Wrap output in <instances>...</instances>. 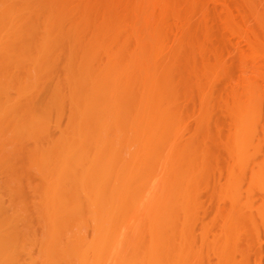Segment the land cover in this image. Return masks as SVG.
Instances as JSON below:
<instances>
[{
    "label": "rangeland",
    "instance_id": "obj_1",
    "mask_svg": "<svg viewBox=\"0 0 264 264\" xmlns=\"http://www.w3.org/2000/svg\"><path fill=\"white\" fill-rule=\"evenodd\" d=\"M149 1L0 0V264H117L113 236L131 237L134 222L117 214L99 258L109 232L97 239L100 205L121 189L151 130L163 139L153 164L132 169L139 180L146 172L134 189L154 179L147 190L156 195L171 178L192 202L187 238L181 224L171 228L167 253L220 264L226 250L234 264H264V0ZM114 148L119 172L107 175ZM172 152L181 169L166 171ZM149 193L137 197L146 203L134 207L137 222ZM159 232L131 237L138 258Z\"/></svg>",
    "mask_w": 264,
    "mask_h": 264
},
{
    "label": "bare ground",
    "instance_id": "obj_2",
    "mask_svg": "<svg viewBox=\"0 0 264 264\" xmlns=\"http://www.w3.org/2000/svg\"><path fill=\"white\" fill-rule=\"evenodd\" d=\"M140 1V0H139ZM144 1V0H143ZM154 1V0H153ZM161 1L162 0H159L158 2H160L159 4H158V2H157V0H156V2H154L155 4H158L159 6L160 5H162L161 4ZM165 0H163V3H164V6H165ZM263 2V1H262ZM147 3H150V1L148 0V2ZM147 3H145V4H147ZM169 3V4H168ZM264 3V2H263ZM144 4V5H145ZM167 5V7L168 6H171L172 4L168 1L167 3H166ZM171 4V5H170ZM151 5H153V4H151ZM150 5V7H152ZM149 6V5H148ZM156 5H154L153 7H155ZM159 6H157V7H159ZM172 7V6H171ZM143 8H144V6H143ZM160 8H162V6L160 7ZM164 8V7H163ZM162 8V9H163ZM263 8H264V6H263ZM164 10V9H163ZM172 10V9H171ZM166 19V18H165ZM129 69V68H128ZM129 73V72H128ZM127 75V74H126ZM127 77H129V76H127ZM126 77V79H128ZM131 78V77H130ZM129 78V79H130ZM158 77L156 76L155 78H153V79H151V80H156ZM129 79L127 80V82H129ZM131 81H132V78H131ZM155 83H156V81H154ZM155 83H153L154 85H155ZM125 84H126V82H125ZM128 84V83H127ZM105 88H106V91H107V89H109V86H108V82L105 80ZM152 85V84H151ZM153 86V85H152ZM152 86H150L151 88H152ZM156 86H157V84H156ZM156 86H153V87H156ZM119 88V87H118ZM117 88V93L119 92V90L120 89H118ZM150 88V89H151ZM158 88V87H157ZM153 90H154V88L152 89V94H153ZM99 91V90H98ZM97 91V92H98ZM104 91V90H103ZM105 91V92H106ZM107 93V92H106ZM100 94V96L101 95H103V94H101V92L99 93ZM98 94V95H99ZM114 94H115V91H111L110 90V95L114 98ZM151 94V93H150ZM105 95V94H104ZM108 96V95H107ZM98 97V96H97ZM107 98H109V97H107ZM105 99V98H104ZM107 101V100H106ZM145 105V104H144ZM151 107V106H150ZM149 108V107H148ZM163 108V107H162ZM142 109H143V107H142ZM150 109V108H149ZM152 109V108H151ZM154 109V108H153ZM164 109V108H163ZM147 110V109H146ZM155 110V109H154ZM145 112V111H144ZM148 112L150 113V111L149 110H147V115L146 116H144L145 117V119H146V121H148L147 120V116H149L148 115ZM152 112V111H151ZM141 113H143V112H141ZM154 114V113H153ZM138 114H136L135 116H133V118H132V120L133 121H135L134 120V117H136ZM142 116V115H141ZM141 116H139L140 118H141ZM155 116V118L157 117L158 118V115L156 116V115H154ZM138 117V116H137ZM138 117V118H139ZM139 118V119H140ZM149 118V117H148ZM150 118H151V116H150ZM149 118V119H150ZM157 118H156V121H157ZM160 118H161V116H160ZM163 118V117H162ZM136 119V118H135ZM166 119V118H165ZM164 119V120H165ZM170 119V118H169ZM141 121H142V119H140ZM144 120V119H143ZM155 120V119H154ZM153 119H152V121H154ZM159 120H163V119H159ZM146 121L143 123V122H141V124L143 123L144 125H145V123H146ZM156 121H154V123L156 122ZM166 121H168V122H170L169 120H166ZM165 121V122H166ZM140 122V121H139ZM159 122V121H158ZM157 122V123H158ZM164 121H162V122H160V124L161 123H163ZM167 122V123H168ZM248 122V121H247ZM247 122H246V120L244 121V123H246L247 124ZM132 123V122H131ZM156 123V124H157ZM137 124V123H136ZM140 124V123H139ZM142 124V126H144ZM155 124V125H156ZM166 124V123H165ZM246 124H243V128L241 129V131H240V135H247L248 133V131H250V130H248V129H250V128H248L247 129V125H249L250 123H248L247 125ZM132 125V124H131ZM148 125L150 126V125H152V126H154L153 125V122H150V121H148ZM167 125V124H166ZM108 126V125H107ZM140 126V125H139ZM244 126H247V127H245L244 128ZM145 127V126H144ZM155 127L156 128H159L158 126H154V129H155ZM161 127H162V125H161ZM161 127L159 128V129H157V131L158 130H162L161 129ZM134 127H132V129H133ZM136 128V127H135ZM141 128V127H140ZM148 128V127H147ZM147 128H144L145 130L147 129ZM150 128L151 129H153V127H151L150 126ZM162 128H164V126L162 127ZM106 130V128L104 127L103 128V130ZM108 130L110 129V128H107ZM137 129H138V127H137ZM153 129V130H154ZM105 130L103 131V132H105ZM108 130H106L107 132H108ZM134 130V129H133ZM148 130H150V129H148ZM137 131V130H136ZM141 131H142V129H141ZM140 133V131L138 130L137 131V133ZM155 132H156V129H155ZM106 133V132H105ZM109 133H110V131H109ZM134 133H135V131H134ZM137 133H135V134H137ZM158 133H159V131H158ZM160 133H161V131H160ZM159 133V134H160ZM250 133V132H249ZM103 134V133H102ZM142 135L144 134V131H142V133H141ZM141 134H139V135H141ZM116 135H118V134H115V136ZM103 136H105V134L103 135ZM102 136V137H103ZM109 136V135H108ZM108 136L106 137V138H108ZM115 136H114V134H113V139H117L118 137H119V135L117 136V138H115ZM137 136V135H136ZM135 136V137H136ZM158 136V134L157 133H154V131H152L151 130V132L149 131H147L146 132V134L144 135V136H142L141 138L140 137H138V138H140V141L141 140H143L142 142H140L139 141V145H137L138 147H139V151H138V153H136V154H134V155H136L135 157H137L136 158V160L134 159H132V161H130L131 162V165L130 166H128V167H126V169H128L126 172H128L129 173V176H128V178L126 179V181H125V183L124 182H122L123 184L121 185V189H118V190H116V191H112V190H110L111 191V193L110 192H107V191H105V195H104V200L102 201V203H101V205H100V207H101V211L99 212V221H100V225H99V227H98V229H97V233H98V237H97V239H99L100 237H101V235H103L107 230H109V232H108V234L106 235V237H105V239H104V241L103 242H101V241H97V247H98V251H100L99 252V258H101V256H102V251H103V247L105 246V248L107 249V250H109L110 248L109 247H107V246H109V245H107V244H109L110 243V236L112 235L113 236V234H114V231L115 230H113L114 229V227L117 229V224L115 225V224H113L114 223V221L115 220H117V222H119V220L120 219H122L121 217H120V215H128V214H130L129 215V218L127 217V219L126 220H128V219H131V217H132V220H133V225L131 224V228H130V230L132 229V236H136V235H138L142 230H146V231H148V232H151V233H157V232H159V231H161V230H164L165 232H162V233H158V236L157 235H154L153 237H152V239L150 240V242L145 246V248H144V256L145 257H147V258H144V257H139L138 258V252L137 251H140L139 250V248H137V245H138V243H137V245H134L133 243H132V241H131V237H127L124 233H120V232H122V231H120V230H118V232H116V235H117V233H120V234H118L115 238H114V236H113V239H115L114 240V242H115V244H114V242H112L113 243V247L108 251L110 254H113V256L115 257V261H116V263L117 264H143L144 262H145V259H146V261H148L147 262V264L148 263H151L150 261H153L154 262V260H156V259H158V258H160V257H162V256H165V255H173L174 256V254H176V252L177 251H175L174 250V252L173 251H169L168 253H167V251L165 250L166 249V247H168V245L169 244H171L173 241H175L171 236H169V235H167V234H169L170 232H171V228H173L174 226H176V225H180L181 224V228H180V231H179V235H181V238H183V241H184V239H186L187 238V228H188V225L190 224V222H189V219H190V217H189V214H190V212H192V202H191V197H189V186H185L186 187V190H187V192L189 193H187V194H184V187L182 186V185H177V184H173V182L172 183H170L171 182V178H168V180L169 181H167V180H165L166 181V183H164L165 185H164V187H163V182H165L164 181V179L163 178H161V179H163V180H160V181H162V184L160 183V185L162 186V187H158V189H157V191H158V193L156 194V195H154V193H155V189L154 188H150V193H149V195H148V197H147V199H153L152 201H151V208H147L146 210V212H145V214L143 213V220H141V221H139V222H137L136 220L139 218V215H138V212H139V210L137 211L136 210V208H134L135 206H137V205H140V204H142L141 202H143V204L142 205H146V203L144 204V201H141L142 199L144 200L145 198V195H146V192L148 193L149 191L147 190V189H149V185H151V182L152 181H154V179H152L151 177V182H150V184L148 185L147 184V186H145L146 185V183L144 182V187H143V189H141V188H139V189H141L142 191L146 188V187H148V188H146L145 190L146 191H143V192H139V189H137V187L138 186H135L136 188L134 189V182H139L140 183V180L142 181V177H144L143 175L145 174V176H146V172L142 175V177H140V180L138 181L137 179H136V177L137 176H139V175H137L136 177H133L134 176V174L132 173V172H134V170H132V169H135V170H137V169H139L140 167H141V169L144 171L145 170V168L144 167H148V166H145V164L147 163V162H149V160L152 158V147H153V145H154V143H156V141H158V139L162 136V135H160L159 137H157ZM163 137V136H162ZM166 137V136H165ZM164 137V138H165ZM105 138V139H106ZM100 139H101V137H100ZM99 139V140H100ZM104 139V138H103ZM104 139V140H105ZM109 139V138H108ZM107 139V140H108ZM112 139V140H113ZM120 139V138H119ZM119 139H117V140H119ZM160 139H163V138H160ZM136 140V139H135ZM134 140V141H135ZM139 139H137V141H138ZM109 141H110V139H109ZM109 141H107V142H109ZM114 141V140H113ZM133 141V142H134ZM100 142V144L101 145H103L102 144V139H101V141H99ZM104 142V141H103ZM107 142H105V143H107ZM116 143V142H115ZM135 143H137V142H135ZM99 144V145H100ZM114 144V143H113ZM117 144H119V143H117ZM117 144H115V147H116V145ZM107 145H108V143H107ZM112 145V144H111ZM134 145H136V144H134ZM133 145V146H134ZM104 146H106V144L104 145ZM132 146V145H131ZM105 148V147H104ZM103 148V149H104ZM108 148V147H107ZM112 148H113V146H112ZM112 148H110V149H112ZM120 148V147H119ZM119 148L117 149L118 151H119ZM134 148H136V146L134 147ZM116 149L114 148L113 149V152H112V154L110 155L111 156V158H110V160H112L111 162H110V160H109V163H110V167H111V165H112V167H113V160L114 159H116L115 158V156H114V159H112L113 157V153H114V150L116 151ZM121 149V148H120ZM131 149V148H130ZM137 149V148H136ZM156 150V149H155ZM171 151V150H170ZM173 151V150H172ZM175 151V150H174ZM109 152V151H108ZM120 152V151H119ZM153 153H155V152H153ZM157 153V152H156ZM156 153H155V155H156ZM173 153V152H172ZM175 153L176 152H174L173 153V155L175 156ZM121 154V153H120ZM132 154V153H131ZM159 154V153H158ZM133 155V154H132ZM132 155H130L131 157H133ZM154 155V154H153ZM154 155V156H155ZM160 155L161 154H159V160H161L160 159ZM168 155V154H167ZM171 155V154H170ZM169 155V156H170ZM174 156H172V159L170 158V161L167 163V165H165V168L167 169L168 167V169H181V162L179 161V159H177V157L175 156V159H174ZM118 158H119V156H118ZM168 158V157H167ZM122 160H123V158H121ZM154 159H156V158H154ZM169 159V158H168ZM129 160H131V159H129ZM153 160V159H152ZM173 160V161H172ZM115 161H117V159L115 160ZM114 161V163H116ZM124 161V160H123ZM127 161V160H126ZM128 162V161H127ZM150 162H151V160H150ZM171 162V163H170ZM129 163V162H128ZM152 164H153V162H151ZM160 163V162H159ZM159 163H157V164H159ZM118 164V163H117ZM126 164V163H125ZM148 164V163H147ZM115 165L116 164H114V167H115ZM123 165V164H122ZM129 165V164H128ZM162 165V164H161ZM164 165H162V166H164ZM169 165V166H168ZM119 167H120V163H119V165H118ZM156 166V165H155ZM114 167L113 168H108V170L109 171H105L104 173H106L107 172V175H111L110 173H111V171H113L114 170ZM119 167H116V169L118 168V169H120ZM152 167V166H151ZM158 167H160V165L158 166ZM158 167H156L157 168V170H158ZM123 168V167H122ZM125 168V167H124ZM183 168V167H182ZM148 169H150V168H148ZM152 169V168H151ZM168 169L166 170V171H168ZM107 170V169H106ZM156 170V169H155ZM156 170V171H157ZM163 170V169H162ZM115 172H116V170H114ZM121 171H122V169H121ZM123 171H124V169H123ZM122 171V172H123ZM142 171V172H143ZM164 171V170H163ZM110 172V173H109ZM119 172V171H118ZM118 172H116V173H118ZM125 172V171H124ZM123 172V173H124ZM137 172V171H136ZM142 172H140V173H142ZM152 172H154V169H153V171ZM121 173V172H120ZM135 173V172H134ZM148 173H149V171H148ZM164 173V172H163ZM167 173V172H166ZM166 173H164L165 175H166ZM115 174V173H114ZM113 174V175H114ZM137 174H138V172H137ZM105 175L106 174H104V178H105V184L107 183V178L108 177H105ZM118 175V174H117ZM150 175V174H149ZM119 176H122V174L121 175H119ZM141 176V175H140ZM148 177V176H147ZM163 177V176H162ZM117 178V177H116ZM120 178V177H119ZM157 178V177H156ZM155 178V179H156ZM167 178V177H166ZM110 179V178H109ZM121 179V178H120ZM119 179V180H120ZM145 178H143V180H144ZM172 179H173V177H172ZM118 180V179H117ZM135 180H137V181H135ZM159 180V179H158ZM116 181V180H115ZM120 181H122V180H120ZM156 182V181H155ZM168 182V183H167ZM139 183H137V185H141V187L143 186V184H139ZM147 183H149V182H147ZM152 183H154V182H152ZM174 183H177V182H175L174 181ZM121 184V183H120ZM136 185V184H135ZM160 185H158V186H160ZM152 186H154V185H152ZM118 188V187H117ZM157 188V187H156ZM159 188H164V190H160ZM161 191V192H160ZM139 192V193H138ZM109 193V194H108ZM142 193V195H140L139 196V194H141ZM138 194V195H137ZM145 194V195H144ZM144 195V196H143ZM143 196V197H142ZM137 197H139V198H142L141 200H139V198H137ZM138 200L139 201H141V202H139V204H138ZM146 200V199H145ZM137 203H136V202ZM148 201V200H147ZM150 201V200H149ZM134 203H135V205H134ZM148 203V202H147ZM149 205H150V203H148ZM141 206V205H140ZM148 206V205H147ZM130 208H131V212L132 213H129L128 211L130 210ZM135 210H134V209ZM138 208H139V206H138ZM137 208V209H138ZM141 208H144V206L143 207H140V209ZM134 211V212H133ZM137 211V214L135 213ZM128 212V213H127ZM161 214H160V213ZM122 213V214H121ZM134 213H135V215H138V217L137 216H134V218H133V215H134ZM180 213H182V217L181 216H179V217H181V218H179L178 217V215H180ZM264 213V212H263ZM117 214H119V217H120V219L118 220V219H116V216H117ZM132 214V215H131ZM156 214V215H155ZM157 214H160L161 216L163 215L164 217H165V219H160V218H157V217H161L160 215L158 216ZM125 216H124V218H125ZM140 216H142V214L140 213ZM157 216V217H156ZM118 217V216H117ZM123 218V220L125 221V219ZM136 218V219H135ZM134 219H135V221H134ZM122 221V220H121ZM121 221H120V223H121ZM129 221V220H128ZM146 222V224L145 225H141V222ZM191 221V220H190ZM123 222V221H122ZM127 222V221H126ZM126 222H124V223H122V224H126ZM131 223H132V221H130ZM119 223V224H120ZM128 223V222H127ZM113 225H115L114 227H113ZM119 226H121V225H118V228H119ZM119 229H121V228H119ZM113 231V232H112ZM113 233V234H112ZM130 233H131V231H130ZM111 236V237H112ZM108 238H110L109 239V241H108ZM112 240V239H111ZM111 243V244H112ZM110 244V245H111ZM112 246V245H111ZM161 247H162V249H161ZM102 250V251H101ZM173 250V249H172ZM106 253L107 255H110L109 253ZM245 252V251H244ZM179 255H182L183 256V254L184 253H179V252H177ZM246 253V252H245ZM96 254H97V252H96ZM179 255H177L176 254V258H180L179 260H177L178 261V264H180V261H184V257H180ZM247 255V254H246ZM112 255H110L109 257H111V258H114ZM97 257H98V254H97ZM151 259L150 261H149V259ZM176 258H175V256H174V259H175V261H176ZM181 258H183V260L181 259ZM176 261V262H177ZM151 263V264H154V263ZM174 262V261H173ZM173 263V264H177V263ZM185 262H183L182 264H184ZM220 264H234V261H233V259H230V257H229V255L226 253V250L223 252V253H220Z\"/></svg>",
    "mask_w": 264,
    "mask_h": 264
}]
</instances>
